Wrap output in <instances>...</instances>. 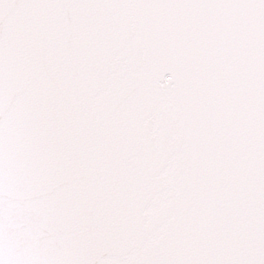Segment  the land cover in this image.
Listing matches in <instances>:
<instances>
[{
	"label": "snow or ice",
	"instance_id": "1",
	"mask_svg": "<svg viewBox=\"0 0 264 264\" xmlns=\"http://www.w3.org/2000/svg\"><path fill=\"white\" fill-rule=\"evenodd\" d=\"M0 264H264V0H0Z\"/></svg>",
	"mask_w": 264,
	"mask_h": 264
}]
</instances>
